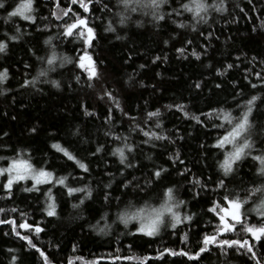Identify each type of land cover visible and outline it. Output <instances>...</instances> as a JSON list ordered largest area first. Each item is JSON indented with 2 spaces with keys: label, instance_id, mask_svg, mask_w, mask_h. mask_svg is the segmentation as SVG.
Returning a JSON list of instances; mask_svg holds the SVG:
<instances>
[{
  "label": "trees",
  "instance_id": "trees-1",
  "mask_svg": "<svg viewBox=\"0 0 264 264\" xmlns=\"http://www.w3.org/2000/svg\"><path fill=\"white\" fill-rule=\"evenodd\" d=\"M19 2L5 0V7L0 8V40H6L5 33L18 37L7 40L6 50L0 52V71L7 69V78L0 83V168H6L19 151L34 168L67 179L65 186L50 181L27 192L24 189L32 188L33 182L25 179L14 183L9 194L3 187L7 175H0V208L5 210L0 220L14 222L0 224V264H12L13 256L15 264H44L36 248L50 264H69V260L71 264H140L136 258L144 257L143 264H264V238L252 239L239 224L218 239H248L255 258L246 249L225 246V254L216 245H210L211 251L198 260L168 253L158 257L165 248L189 254L198 251L203 236L213 234L219 224L216 212L209 211L213 202L226 207L225 196L244 199L246 190L264 184L257 173L259 162L251 158L264 152V0H223L224 10L210 8L203 21L193 19L189 12L167 15L186 0L162 5L159 11L165 19L160 21L153 19L149 9L131 13L117 0H93L88 12L70 0H34V21L17 16L5 22L4 17ZM207 2L221 4V0ZM69 7L71 11L63 15L61 10ZM121 14L126 17L124 23H120ZM77 17L85 20L86 27L78 25L64 36V27ZM109 25L113 30H106ZM87 28L93 29L94 38L85 50ZM180 48L183 53L177 52ZM194 51L199 59L192 55ZM53 52L58 59L48 65ZM81 55L90 56L99 72L91 87L87 73L78 67ZM63 57L68 60L61 63ZM83 63L87 66L88 60ZM229 64L232 67L226 68ZM41 71L46 75L40 76ZM105 91L112 99L103 95ZM253 95L257 100L249 120L254 149L224 176L219 164L232 147H218L217 140L234 124L223 115L228 113L235 122ZM175 105L184 108L181 111ZM157 109L158 116H147ZM53 144L66 149L88 171ZM124 144L132 146L131 152L125 149V156L134 167L120 164L113 154ZM177 152L183 164L169 159ZM159 167L167 172L154 178L151 173ZM194 177L202 187L191 183ZM221 179L224 185L217 188ZM126 182H131L128 187H124ZM69 187L82 191L69 194ZM168 187L174 188L173 210L181 217L175 228L170 227L167 213L155 236L137 232V220L125 225L118 218L121 212H131L146 202L159 207ZM49 189L51 201L45 195ZM260 198L254 194L239 209L249 225L264 224V218L253 210ZM49 202L55 205L53 216L47 215ZM130 204L134 207L129 208ZM184 216L191 219L183 220ZM21 223L31 228H20ZM185 235L187 240L182 241ZM22 236H28L36 248L29 247ZM129 256L133 259H123Z\"/></svg>",
  "mask_w": 264,
  "mask_h": 264
},
{
  "label": "snow or ice",
  "instance_id": "snow-or-ice-1",
  "mask_svg": "<svg viewBox=\"0 0 264 264\" xmlns=\"http://www.w3.org/2000/svg\"><path fill=\"white\" fill-rule=\"evenodd\" d=\"M93 0H70L71 4H77L79 3V6L83 9L84 12L89 11V4L92 3ZM117 3L122 5L123 8L131 13H136L141 10L149 9L151 10V15L154 20L160 21L165 19V14H162L159 10L162 5L169 4V0H117ZM5 7V0H0V8ZM56 7H59L57 4ZM104 8H107V5H104ZM210 8H215L216 11H223V0H221L220 5L216 4H209L207 0H186V2L181 3L179 5V8H173L171 12H169L167 15L175 14L177 16L182 15L183 12H189L192 14L193 19L198 20H205L208 10ZM103 10V9H102ZM71 11V7L68 9H62L61 12L63 15H68V13ZM35 7H34V0H20L19 3L16 4L15 8H13L12 11L8 12L7 15L4 17L5 22H8L12 17H20L24 21H34L35 16ZM53 16H55L57 19L60 17L57 16L56 11H52L51 13ZM75 15V14H74ZM126 17H124L121 14V20L120 23H124V20ZM84 26L86 27V22L84 19H81L77 17L74 23L68 24L64 27L63 35L68 36L72 34V30L77 28V26ZM178 27H184V24L177 25ZM87 38L83 40V43L85 45V50L89 46L90 41L94 38V33L92 28H87ZM106 30H113L111 28V25H109V28ZM21 29L17 26L15 28V32L19 33ZM85 33L83 31L80 32V36L84 37ZM6 40H0V52H4L7 48V40H16L18 39L17 35L8 36L7 33H5ZM45 43H48V41H45ZM167 43V41H165ZM190 43V41H189ZM184 49L180 48L177 49V52L183 53ZM192 55L196 56L197 59H199V55L194 51ZM58 58L53 52L51 55L47 58V64L52 65L54 61H56ZM61 63L68 60L67 57L60 58ZM88 60L87 66L83 63V61ZM155 59H159V57H156ZM78 67L81 69H84L87 73V81H88V87L92 86L93 79H99V72L96 69L95 63L91 60L90 56L81 55L79 58ZM27 67V65H25ZM143 67V66H141ZM232 65L229 64L226 66V68H231ZM218 74H221L219 69L217 70ZM40 76L46 75L45 71H41L39 73ZM257 77H260V73H256ZM7 78V69H4L0 71V83H2ZM35 77L33 78V83L35 82ZM77 81H79V76L76 77ZM247 79V77H245ZM25 84H29L30 82L28 80L24 81ZM261 83L264 84V80H261ZM52 84L54 86H59L56 81H52ZM196 87L199 88L200 84L197 83ZM216 87H220V85H216ZM251 87L256 88V84H252ZM103 95L108 96L110 99H112L111 93L108 91H105ZM257 100V96L253 95L251 96L245 103H244V110L241 112L240 117L236 118L235 122L233 121V118L228 114L224 113L223 118L228 121L229 124H234V126L231 128L230 131L226 132L224 136L218 138L217 140V146L223 148L225 145H231L232 150L225 153L223 161L220 162L219 167L222 169L224 176H228L229 173L234 171V165L243 159L245 156L250 155L251 151L254 149V141L251 138V130L253 128L252 123L249 120V116L251 115L253 111V105L254 102ZM167 107H172L171 105ZM175 107L179 110H183V105H175ZM238 107H240L238 105ZM87 111H85V115H89ZM159 115V109H157L154 112L147 113L148 117H155ZM185 116L188 115L187 112L184 113ZM131 118V117H130ZM134 119V118H131ZM192 119L199 121V117L192 116ZM157 127L159 125L157 124ZM31 131H35V129H32ZM145 136H155L156 139H164V137L157 135L156 133H150V132H144ZM242 141V142H241ZM147 143V141H145ZM53 148H56L58 151H61L64 153V155L69 160H75L77 166L84 170L85 172L88 171L87 166L80 162L79 160H76V158L70 154L66 149L62 148L58 144H53ZM125 149H127L128 152H131L132 146L128 144H124L122 147H118L114 149L113 154L118 155L120 164L124 165L125 167H134L131 163H126L127 157L125 156ZM101 151L100 147H97L96 152L99 153ZM260 151V150H258ZM253 160L259 162V167L257 168V173L260 175V177L264 178V152L259 155H254L251 157ZM0 159H3L0 157ZM169 159L173 160V162H179L180 164H183L184 162L182 160H179V153H175L174 155H171ZM185 171H188L185 169ZM167 172V169L164 167H159L157 170L151 173V175L154 178L161 177L162 173ZM7 174L6 182L3 184L4 189L10 190L12 188V185L16 182L23 181L25 179H31L33 184L32 188H25L24 191H33L36 189V186L38 184L46 183V182H53L55 184H59L62 186H65V180L67 177H59L54 178L53 173L46 171L43 168L36 169L34 166L29 162L28 159L22 158V154L18 151L16 158L11 159L8 161V165L6 168H0V175ZM183 175V172L180 173ZM131 182H126L124 184V187H128ZM148 184H151L152 181H147ZM196 186H203L201 184V180L198 177H194L191 181ZM224 180L221 179L217 182L216 187L220 188L223 187ZM109 187V185H105V188ZM139 187V185H137ZM67 191L69 194L73 192H79L82 191V189L79 188H67ZM140 191H144L143 188H140ZM174 188L168 187L164 190L163 196L164 199L159 207H151L147 205L146 206L136 208L135 210L129 212V211H123L119 215V219L122 223L125 225L128 224L130 220H137L139 222V227L136 228V231L139 233H143L145 236H155L159 231L161 225L164 223V216L167 213L171 217V223L170 227L175 228L177 224L181 223V217L177 212H175L173 209L176 207V203H174ZM51 189H49V192L45 193L46 196L49 197V201H51ZM86 194H90V192H86ZM254 194H260L261 198L259 199V202L254 205L253 210L257 211L258 215L262 218H264V184H260L258 186L252 187L248 190H246V195L244 199H240L239 195L229 199L228 196L224 197V200L227 202L226 207H222L220 204H217L215 201L213 202V205L211 208H209L210 212H216V214L219 217V224L216 226V229L213 234H205L201 240V246L199 247L198 251H196L193 254H189L186 251L180 250L175 251L172 249L165 248L163 249V252L158 253L159 256H163L164 253H168L171 256H186L189 260H198L201 257L202 253L210 252V245H216L221 249L222 253L226 254V247H233L237 246L238 249H246L247 253H251L252 258H255V252L253 251L252 246L249 243L248 239L245 240H229V239H218L219 236H221L222 233L226 232H232L236 225L239 224L241 226V229L245 232L250 234L251 238L254 240H260L264 238V224H261L259 227L255 225H249L246 222H244L239 209L243 204H246L249 199H251ZM108 199V193H105V200ZM179 204H183L184 201H179ZM73 207H76V205H73ZM131 204L129 205V208H132ZM218 210V211H217ZM5 211L4 209L0 208V212ZM12 211H17L16 209H12ZM47 215L53 216L55 215V205L51 202L47 205ZM23 215V214H22ZM191 217L184 216L183 220H190ZM2 223H8L13 224L14 222L9 221H3L0 220V224ZM20 228H31V225H28L27 223H21L19 225ZM13 231L15 232V227L13 228ZM35 231L39 233L41 229L39 227L35 228ZM17 236H19V232H15ZM21 239L27 241L28 246L32 248H36V245L32 243L31 239H29L28 236H22ZM182 241L187 240V236L181 237ZM226 246V247H225ZM8 251H13L9 249ZM36 251L39 252L40 256L44 259V264H50L47 256H45L44 252L40 251L39 248H36ZM116 259H120V257H116ZM125 260H131L133 257H123ZM140 259V264H143V260L147 259V257L144 258H136ZM17 260L16 256L12 257V264H15V261ZM69 264H71V260H69ZM257 264H259V261H257Z\"/></svg>",
  "mask_w": 264,
  "mask_h": 264
},
{
  "label": "rangeland",
  "instance_id": "rangeland-1",
  "mask_svg": "<svg viewBox=\"0 0 264 264\" xmlns=\"http://www.w3.org/2000/svg\"><path fill=\"white\" fill-rule=\"evenodd\" d=\"M6 174V173H5ZM7 175V174H6Z\"/></svg>",
  "mask_w": 264,
  "mask_h": 264
},
{
  "label": "water",
  "instance_id": "water-1",
  "mask_svg": "<svg viewBox=\"0 0 264 264\" xmlns=\"http://www.w3.org/2000/svg\"><path fill=\"white\" fill-rule=\"evenodd\" d=\"M87 31V30H86Z\"/></svg>",
  "mask_w": 264,
  "mask_h": 264
}]
</instances>
